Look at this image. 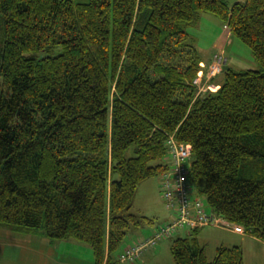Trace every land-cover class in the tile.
Masks as SVG:
<instances>
[{"label": "trees", "instance_id": "obj_1", "mask_svg": "<svg viewBox=\"0 0 264 264\" xmlns=\"http://www.w3.org/2000/svg\"><path fill=\"white\" fill-rule=\"evenodd\" d=\"M203 12L260 66L235 70L216 51L217 88L198 93L187 27ZM169 136L191 147L190 194L264 242V0H0V228L120 261L150 220L133 198L168 169ZM170 251L174 264H243L239 245L209 260L192 233Z\"/></svg>", "mask_w": 264, "mask_h": 264}, {"label": "rangeland", "instance_id": "obj_2", "mask_svg": "<svg viewBox=\"0 0 264 264\" xmlns=\"http://www.w3.org/2000/svg\"><path fill=\"white\" fill-rule=\"evenodd\" d=\"M229 4H232L238 0H226ZM190 39V48L194 49L200 57L206 62H209V57L214 53L220 51L222 44L226 40L227 36L230 37L227 27L224 26L222 20L209 12L200 13L198 21L191 26L187 27ZM229 34V35H228ZM232 42L228 45V50L224 53L227 58L225 66L233 68L235 70H246V69H259L258 60L253 55L251 49L246 46L238 38L231 37ZM229 42V40H228ZM223 54V53H222ZM187 55V54H186ZM185 55V56H186ZM204 67L206 68L204 70ZM198 71L197 80L200 81L202 78V90L206 87L215 89L214 84H210L209 79L213 76L212 72H208L207 65H205ZM202 70V73L200 72ZM203 75V77H202ZM223 74L218 75L214 81L222 82ZM132 152L130 151V155ZM170 161V160H169ZM162 194V179L161 175H153L145 180L141 181L137 187L136 194L133 198L132 210L143 214L142 216L150 219L144 224L145 228H151L164 225L171 220L173 214L176 213L175 209H168L165 206V200L161 197ZM193 214H191L192 216ZM134 230V229H133ZM129 231L124 237L123 244L129 241ZM153 232V231H152ZM145 235L138 240H145L150 237L153 233ZM194 234L198 243L204 248L206 257L211 260L216 252L218 246H231L239 245L243 251V264H264V242L258 238L249 235L245 232H239L235 230L234 224L228 222L226 225L218 224L215 222L206 223L196 228L183 227L173 231L170 235H163L160 240L155 244L145 246L139 256L133 261H114L111 264H174V260L168 246L169 239L176 236H183L186 234ZM18 234V233H16ZM30 236L38 237L36 233H29ZM73 240L75 243H71L65 239L54 240L58 242V253L62 256L65 253L68 256L74 258L87 259L92 257V250L86 243ZM138 240H136L138 242ZM161 242H166L162 245L160 251L162 254L155 250ZM169 247V249H168ZM18 248H10L9 245L4 246V253L0 254V264H18L17 251ZM120 251V247L115 251V257ZM141 254H145L144 256ZM93 258V257H92ZM51 264H69L64 261H51Z\"/></svg>", "mask_w": 264, "mask_h": 264}, {"label": "built area", "instance_id": "obj_3", "mask_svg": "<svg viewBox=\"0 0 264 264\" xmlns=\"http://www.w3.org/2000/svg\"><path fill=\"white\" fill-rule=\"evenodd\" d=\"M225 61L226 58L223 54L214 55L212 61L207 65L208 72L211 71L214 76L221 70ZM202 66L204 67L205 65L202 64ZM200 72L202 73V70ZM200 81L202 82V78ZM200 81L196 78L193 82L199 84ZM202 86L203 85H199L198 93L208 88L213 89L208 86L206 89L202 90ZM166 147L167 155L165 159L168 160L169 167L161 174L162 196L165 200L166 208H173L176 213L170 222L158 227L150 237L135 242V244L125 248L120 253V261H133L139 256L141 250L145 246L156 243L163 235H170L177 229L183 227L196 228L210 222L222 225L228 224V222L209 213L202 198L192 197L190 194L186 169V165L189 164L188 160L191 152L190 145L178 142L173 136H169L166 139ZM191 214L193 215L191 216ZM234 228L239 232L243 231L242 227L239 225L235 224Z\"/></svg>", "mask_w": 264, "mask_h": 264}, {"label": "crops", "instance_id": "obj_4", "mask_svg": "<svg viewBox=\"0 0 264 264\" xmlns=\"http://www.w3.org/2000/svg\"><path fill=\"white\" fill-rule=\"evenodd\" d=\"M231 37H232L231 35L230 37L227 36L226 40L222 44V47L220 50L223 51L224 53L228 50L229 43L232 42ZM212 55L209 57L210 59ZM201 60H202V64H205L206 61L204 59H201ZM216 83H219V82H216ZM161 197H163L162 194H161ZM206 209L208 210V207H206ZM173 217H174V214L172 215L171 220L173 219ZM147 222L148 221L143 222L140 226H138L137 228L132 230V232L129 233L130 235L129 241L121 245L120 251L117 254L121 253L125 248L135 244V242H137L136 240L144 237L145 235L150 234L152 231L154 232L157 229L158 226L157 227L153 226L151 228H145L144 224ZM170 239L168 242L169 247H170ZM67 241H70L71 243H75L73 240H67ZM165 244L166 242H161L157 246V248H155V250L159 251L156 253L162 254L163 251H160V250L163 248L162 245H165ZM5 245H9L10 248H18L17 251L14 250V252L18 253L17 255L18 264H51V261L54 262V260L64 261L65 263H69V264H93V258L91 256L87 259H84L81 257L74 258L72 256L66 255L65 253H62V256H61L57 251L59 243L55 241H50L48 238L42 235H39L38 237H33V236H30L29 233L16 234L8 229L0 228V254L4 253ZM142 255L144 256L145 254H141V256Z\"/></svg>", "mask_w": 264, "mask_h": 264}, {"label": "clouds", "instance_id": "obj_5", "mask_svg": "<svg viewBox=\"0 0 264 264\" xmlns=\"http://www.w3.org/2000/svg\"><path fill=\"white\" fill-rule=\"evenodd\" d=\"M217 87V86H216ZM216 87H215V89H216Z\"/></svg>", "mask_w": 264, "mask_h": 264}]
</instances>
